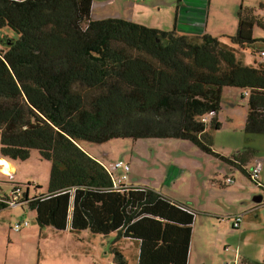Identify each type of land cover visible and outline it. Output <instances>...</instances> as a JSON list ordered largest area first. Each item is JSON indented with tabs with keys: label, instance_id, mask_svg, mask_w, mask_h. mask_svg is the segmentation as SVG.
Returning a JSON list of instances; mask_svg holds the SVG:
<instances>
[{
	"label": "trees",
	"instance_id": "16d2710c",
	"mask_svg": "<svg viewBox=\"0 0 264 264\" xmlns=\"http://www.w3.org/2000/svg\"><path fill=\"white\" fill-rule=\"evenodd\" d=\"M92 10L93 0H0V28L18 34L0 48V155L26 160L37 149L51 161L46 192L29 197L28 189L21 197L15 184L13 195L0 196V210L27 204L41 227L137 240V264H189L194 211L126 183L128 161H112L111 168L80 140L181 138L219 155L207 127L222 125L217 113L225 87L241 88L248 100L244 131L264 134V61L247 65L238 55L240 47L259 43L253 54L260 56L264 38L255 37L254 28H264V18L241 5L237 31L225 41L179 32L178 13L172 29H161L94 19ZM211 111L215 115L203 121ZM256 152L246 145L221 157L249 173ZM28 225L23 218L12 230ZM113 252L114 264H128L122 250Z\"/></svg>",
	"mask_w": 264,
	"mask_h": 264
},
{
	"label": "rangeland",
	"instance_id": "374dc122",
	"mask_svg": "<svg viewBox=\"0 0 264 264\" xmlns=\"http://www.w3.org/2000/svg\"><path fill=\"white\" fill-rule=\"evenodd\" d=\"M171 2L172 0H93L92 17L95 19L104 13L108 14L105 18H124L155 27L153 25L163 23L161 20H175L176 10L175 13L173 11L179 0H174L172 6ZM261 2L264 0H242L233 7L232 0L225 10L231 9V15L238 21L228 33L234 35L237 31L241 5L245 4V8L251 5L260 11ZM160 3L161 10L158 9ZM219 7L222 9L220 4ZM172 25L174 27V23L168 27ZM212 28L211 24L209 29ZM255 29L257 37L264 36L263 27L256 25ZM216 31L219 35L215 36L227 40L226 35L221 36L218 27ZM17 37L16 31L3 26L0 28V48L8 47ZM255 46L240 47L238 55L242 58L241 52L243 53L244 64L257 66L261 63L262 58L253 54ZM253 55L257 61L255 58L253 60ZM242 91L237 87L224 88L225 116L221 119L222 125L219 129L211 128L210 124L207 127L212 138V148L219 155L207 153L193 141L181 138H113L100 143L80 140L89 151L100 156L107 166L117 159L128 161L131 164L129 183L147 186L175 202L191 206L195 221L190 264H197L201 259L205 261L204 264H234L233 262L242 258L248 264L264 261V220L249 216L245 225L247 231L244 229L243 232V227L233 228L231 219L235 210L241 207V198L256 204L254 190L250 187L247 190H237V184L227 183L229 176L226 175L231 173V163L221 157L230 158L236 150L234 148L241 144L244 146L237 148V152L246 145L253 146L252 137L244 131L248 100L242 98ZM253 147L258 149L257 158L262 157L264 146ZM253 163L255 164L254 160L248 163L249 171L254 166ZM17 165L18 171L8 176L9 178L0 172V195L10 194L15 184L22 188L19 194L21 197L28 189L29 197L37 192L47 191L51 161L41 158L39 151L32 149L30 157L18 160ZM118 173L123 171L119 169ZM261 175H264V166ZM235 176L238 183L244 179L250 186L257 187L245 172L238 170ZM37 184L40 185L39 189L36 188ZM262 214L264 216V210ZM23 218L29 220V225L18 232L13 231L12 225ZM113 247L123 251L128 264H137V240L119 237L116 232L104 235L94 234L87 229L60 231L53 226L41 227L37 222L36 212L27 204L23 207L21 203L11 204L0 210V264H114Z\"/></svg>",
	"mask_w": 264,
	"mask_h": 264
},
{
	"label": "crops",
	"instance_id": "0c3cea01",
	"mask_svg": "<svg viewBox=\"0 0 264 264\" xmlns=\"http://www.w3.org/2000/svg\"><path fill=\"white\" fill-rule=\"evenodd\" d=\"M231 2H232V0H179V3H177V5L174 7V11H173L175 13V10H176V14L178 13V15H177V17H178V20H177L178 31L181 33H185V34L209 33L212 35H219L216 31V27H218L221 31V34H222L221 36L226 35V37H227L228 35H232L233 33H228V32H230V30H232V28L235 26V24L237 25L238 19H236L234 15H231V9H229V11H228V9H227V11L225 10L226 8L229 7ZM240 2H242V0H233V7H234L235 3L238 4ZM170 4H171V6L174 5V0H172V2ZM219 4L222 6V9L219 7ZM247 6L253 7L251 5H247ZM263 6H264V2H261L260 3V9H261L260 11H257V7H253V8H255V13L260 15V16H264ZM158 9L159 10L162 9L161 3L159 5ZM107 16H108V14L102 13L99 16L95 17V19H102V18H105ZM161 21L164 23V25H163V23H157L156 25H153V26H155L157 28H161V29H170L173 27V25L171 27H168V26L171 25L172 23H174V20L170 21L167 19V20H161ZM211 24L213 25L214 28L209 29ZM237 28H238V26H237ZM255 28H256V25H255ZM255 28H254V35L256 32ZM255 37H257V36L255 35ZM257 38H264V36L262 35L261 37H257ZM261 46H262V44L259 47H261ZM241 54H242V58H243V53L241 52ZM254 58H255V56L253 55V60H254ZM255 61H257L256 58H255ZM242 62H244L243 59H242ZM223 110H224V103L222 102V108L217 113V117H218L219 121H221L222 117L225 116V111H223ZM229 119H232V118L230 117ZM256 135H260V136H257V137L252 136L251 139L253 142L251 144H253V146H255V147L257 145L264 146V134H256ZM239 144H241L240 141H239ZM80 145L85 150H87L91 155L98 158L101 162L105 163L100 156L94 155V153L89 151V149H87L86 146L82 144V142H80ZM241 146H244V145L241 144L239 147H235L234 149H236V150L234 151V153H236L237 148H240ZM258 156L259 155L255 156V158L253 160H254L255 164H256L257 160H261V162H262V168L259 172V181H261L262 185H257L255 183L257 187H253V186H250V184H248L244 179L238 183V178L235 176V172L240 170V171H243L246 174L250 175L251 170L249 171V173H247L242 168L237 167L236 165H233V164H229L231 173L226 175V176H232L234 178V182L231 183L230 185L237 184V190H247L250 187L252 189V191L254 190V193H255L254 197L256 200V204L253 203V201H252V203H249V201H247L246 198L245 199L241 198V202H242V203H240L241 207H238L235 210L234 214H232L234 216H232V215H231L232 217L229 216V218L231 217V219H233L235 217V215L242 214L243 218H242L241 224L238 228L240 229L241 227H243V232H244V229H245V231H247V228L245 227V225H246V223H248L247 218L249 216H255L257 219L264 220V216L262 214V211L264 210V175L263 176L261 175L262 170H263V166H264V153L261 155L262 157L257 158ZM1 158H3V157H1V155H0V160H1ZM260 158H262V159H260ZM6 160H8L10 162V165H11V168L9 169L10 171H5L4 169H6V165L0 163V172L4 176L8 177V176H10V174L13 175V174H15L16 171H18V165H17V161H13L10 159H6ZM130 171H131V169H130ZM223 180H222V182L224 183ZM126 183L132 184V183H129V176H128ZM14 191L15 190L13 189L12 192L10 193V195H13ZM0 196H3V195H0ZM14 196H16V195H14ZM17 204H19V203H17ZM186 206H188L190 209H192L191 206H189V205H186ZM232 222H233V220H232ZM233 228H236V227L233 226ZM191 244H192V242H191ZM191 257H192V248L190 249L189 264H190ZM240 261L243 263V261H246V260H245V258L244 259L242 258V259H239L237 262H233V263L234 264H240ZM204 263H205V261L203 259H201L200 261H198L197 264H204Z\"/></svg>",
	"mask_w": 264,
	"mask_h": 264
},
{
	"label": "built area",
	"instance_id": "2783aa9c",
	"mask_svg": "<svg viewBox=\"0 0 264 264\" xmlns=\"http://www.w3.org/2000/svg\"><path fill=\"white\" fill-rule=\"evenodd\" d=\"M260 56H261L262 60L264 61V49H261ZM214 115H215V111H211L208 114L204 115L203 120L208 121ZM123 165H124V163L121 161L116 163L117 167L123 166ZM125 168L127 169V171H129L131 169L130 165H128V164L125 165ZM261 168H262V162H261V160H257L256 164L252 167V169L250 171V176L257 185H262L261 181H259V172H260ZM10 176H12V174H10ZM126 179H127V175H123V176L119 177L118 180H116V182H115L116 186L120 185L121 181H123V180L125 181ZM226 182L231 184L234 182V178L232 176H229L227 178ZM18 192H20V190H18ZM13 204H15V203H13ZM242 218H243L242 214L235 215V217L232 219L233 220V226L238 228L241 224ZM24 224H27V222H24ZM15 228L19 229L20 223H17L15 225Z\"/></svg>",
	"mask_w": 264,
	"mask_h": 264
},
{
	"label": "bare ground",
	"instance_id": "6f19581e",
	"mask_svg": "<svg viewBox=\"0 0 264 264\" xmlns=\"http://www.w3.org/2000/svg\"><path fill=\"white\" fill-rule=\"evenodd\" d=\"M0 163L6 165V169H4V170L10 171L9 169L11 168V165H10V162L8 160H6L5 158H1Z\"/></svg>",
	"mask_w": 264,
	"mask_h": 264
}]
</instances>
